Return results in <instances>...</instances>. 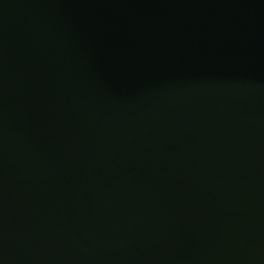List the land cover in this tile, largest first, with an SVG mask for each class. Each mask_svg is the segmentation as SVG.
Here are the masks:
<instances>
[{
	"label": "water",
	"instance_id": "obj_1",
	"mask_svg": "<svg viewBox=\"0 0 264 264\" xmlns=\"http://www.w3.org/2000/svg\"><path fill=\"white\" fill-rule=\"evenodd\" d=\"M0 264H264V0H0Z\"/></svg>",
	"mask_w": 264,
	"mask_h": 264
}]
</instances>
